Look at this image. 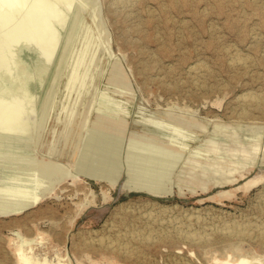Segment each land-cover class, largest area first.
<instances>
[{"label":"rangeland","instance_id":"rangeland-1","mask_svg":"<svg viewBox=\"0 0 264 264\" xmlns=\"http://www.w3.org/2000/svg\"><path fill=\"white\" fill-rule=\"evenodd\" d=\"M34 1L19 0L8 9L7 0H0V100L29 110L19 120L35 129L28 141L0 142V183L25 186L41 197L19 212L0 213V264H24L23 258L33 264H217L240 257L264 264V0H72L63 25L54 20L43 35L49 40L58 31L41 85L34 43L19 44L27 32L17 33L13 44L6 36ZM3 13H11L5 24ZM74 18L89 31L99 60L89 72L95 86L78 142L70 156L60 157L44 152L36 128ZM111 74L116 99L102 97ZM64 75L52 95L59 107L67 96L61 88L69 87ZM108 106L122 110L114 113L115 143L103 144L92 157L95 115ZM15 117L11 111L2 123ZM173 129L182 142L174 145L173 162L164 167L159 160H135L131 149L145 137ZM26 148L36 162L49 156L85 173L79 180L66 175L35 183L37 177L12 168V160L28 158ZM90 162L111 169L113 185L107 176H90ZM151 169L158 172L148 175ZM142 182L157 184L162 193L142 190Z\"/></svg>","mask_w":264,"mask_h":264},{"label":"bare ground","instance_id":"bare-ground-1","mask_svg":"<svg viewBox=\"0 0 264 264\" xmlns=\"http://www.w3.org/2000/svg\"><path fill=\"white\" fill-rule=\"evenodd\" d=\"M18 1L19 0H7L6 5L12 6V5H15V3ZM20 1H22V0H20ZM71 2H72V0H35L33 5H32V8L28 12L23 14V16H22L23 22H21V24L14 25V27L11 29V31H9V32L6 31V32H8L6 34V36H8V38L10 39L9 41L11 44L16 42L15 36L17 33L21 32V31L27 32V33L24 32L27 35V38H25L23 41L21 40V42L19 44L24 45L29 40H32V42L34 43L33 53H35L34 55L36 58L35 59V69H36V74H37V83H39V85H41V83H42V80H43V77H44L45 72L47 70L51 56L54 53L55 47L57 45L58 31H54L52 34H49V36H47L49 40H46L43 37V35H46L49 32V26L51 25L52 21H54V20L57 21L56 24H59L60 27L63 25L64 16L62 18V14H63V12H65V14H66L67 11H64V10H66V8H70ZM119 2H122V1H119ZM19 6H21V5H19ZM1 7H2V5H1ZM12 8H13V6L8 8V9H12ZM15 9L17 10V8H15ZM24 9H25V6H24ZM4 11L5 10L3 8V12ZM22 11H24L23 7H22ZM10 14L7 13L5 16L2 17L1 22L3 24L10 21V17H11ZM1 15H2V12H1ZM93 17H94V15H93ZM79 20H82V19H80V16H79ZM65 24L66 23L64 22V25ZM77 26H78V29L76 28ZM69 27L71 28L70 33L67 34L66 41H65V43H63L65 45H64L63 50L61 51V54H60V57L58 60V65L55 68V71L53 73L52 84L49 87V89L47 90L46 95H45L43 111H42V113H43L42 123L38 128H36V130H37L36 140L39 141L40 138L42 139V143H43L42 148L45 150L44 152H46L49 155L51 154V155L60 156V157L70 156V154L73 151V148L75 147V145L78 142V139L80 136H78V134H77V128L79 127V123H81V121L84 120V118L88 115V109L89 108H88V102H86V101L88 100L87 98H89V96H90L88 93L92 92L94 90V86H95L94 81L89 76V74H90L89 72H93L94 67L97 65L98 60H99V55L96 51V47L92 43V40L90 39V36L88 34L89 31L86 30V28L83 24V21H81V23H80L77 18H74L72 20L71 26H68V28ZM75 29H77L76 32H75ZM2 49L0 51H2ZM3 51H4V49H3ZM4 55H5V52H4ZM16 66L19 69H21L22 68V62L16 61ZM52 66H53V64H52ZM10 68H11V66H10ZM51 69H53V68H51ZM63 73L65 75H67V77H68V78L66 77L65 81L69 82V85H68L69 87L63 86L61 88L67 93V96L65 98L64 105L59 107V106H57V104H53L52 95H53L54 91L56 90L57 82L59 80L61 82L64 81L63 78H60L61 74L63 75ZM13 77H15V76H13ZM115 78H116V75L111 74L108 84L105 85L107 92L105 90H103L102 97H104L106 99L107 98L111 99L113 97L116 99L119 97L118 96V90L116 89V85H115V82H116ZM80 80H81V83H80L81 85L78 88L76 85L78 84V82H80ZM23 83H24L23 91L25 93H28V89H29L28 87L29 86H28L27 80L23 79ZM65 84H66V82H65ZM18 87H20V86H18ZM13 92H15V91H13ZM75 92H78L80 98L78 96L76 98L77 100H74L75 108L72 109L70 107V104L73 103ZM119 92L122 93V91H119ZM11 95L14 96V94H12V93H11ZM16 96H18V95H16ZM1 97H3V96H1ZM19 99L20 98H18V101H19ZM28 99H29V102H31L32 97L28 98ZM11 100H13V99H11ZM22 103H25L24 100ZM29 104H31V103H29ZM19 106L20 105H17V103L12 104V101L10 103V102H7V100L5 101V99L0 100V142H6L9 144V146H12V144L15 145V142H23L24 140H27V137H30V135H31V137H33L35 134V133L32 134V132H34V130H35L33 126L25 123V121L23 122V120L22 121L19 120L21 111L24 113L25 112L27 113V111H29V110L23 111L22 109L20 111ZM105 109L106 110H99L98 111V114L95 115V122L92 119L94 122V125H92V126H94V129H92V130L93 131L95 130V132L89 137L90 138L89 155L92 157H94L95 155H98V152H101L103 150V147H104V146H102L103 144H106L109 148L112 145H114V143H115V139L113 137V131H114L113 128H117V126H115V125L118 124L117 123L118 120L115 117L114 113L122 112V110H118V109H115L113 107H109V108H105ZM11 111L16 112V117L14 118V121L12 120L13 123H6V124L2 123L3 119L6 117L7 114L9 116V113ZM30 111H33L32 105L30 107ZM53 115H58V118H57L56 122L53 121L54 123H53V125H51L50 122H52ZM47 117H48V122H46ZM32 118H33V116H32ZM8 120H7V122H8ZM175 120L179 121V122H177V121L176 122L178 124L183 125V126H187V127L193 126V124L189 123V121H184V124H183V123H181L182 121L180 122V119H175ZM181 125H178V127ZM42 130H43V132H42ZM180 130H183V129L181 128ZM157 132H158V129H157ZM159 132H160V130H159ZM132 134H134V133H132ZM179 135H181V134L178 133V135H177L176 131L174 130L173 132H171V131L165 132L164 131L162 135L155 134V135L150 136L149 138L145 137V141L141 145L139 144L138 145L139 147L135 146L134 149H131V150H134L133 152L137 151V154L135 156H133L134 155L133 154V155H131V157L132 156L134 158L136 157V158H138V160H142L144 158L145 159L150 158V159H154V160H159V162L161 161L160 163H164L161 166L165 167L167 164H169L168 163L169 161L173 160L172 157H173L174 151L176 150V148H174V145H177V146L180 145L181 146V144H182L181 140L177 137ZM141 138L142 137H140V139ZM129 144L132 145L131 143H129ZM23 151L27 154L28 158L26 157V159H21L20 157H18L16 159L12 160V162H14L12 168H14V169L16 168V169H18V171L28 172L27 175L29 177H32V178L37 177V179L34 180L35 183L43 184L44 181L47 183V181H51L55 177L56 178L58 177L59 180H61L66 175H70V176H72L73 179L79 180V178H80L79 176L80 175L82 176L85 173L84 169L79 170L78 167H76L74 165V163H67V165H65V164L63 165V164H60V162H58L57 160H53L49 156L43 155L42 157H40L39 161L36 162L34 159H31L29 157L32 155L31 150L29 148L23 149ZM18 152H20V151H18ZM142 153L144 156L142 155ZM128 156H129V154H128ZM128 156H127V158H128ZM136 158H135V160H136ZM154 160L153 161L150 160V161H152L154 163L155 162ZM91 162H93V161H91ZM91 162L89 164L85 165L87 171L90 173V176H93L95 179L105 178L107 176L105 180H107L108 182H110L111 185H113L115 179H114V177L113 178L109 177V175H111L110 173L112 172V170L109 169V171H108L107 168H104L106 166L102 165V164H98V165L95 164L93 167V165H91L92 164ZM156 162H158V161H156ZM171 162H173V161H171ZM160 163L158 166H160ZM102 166H104V167H102ZM6 168H8V167H6ZM71 169L75 170L74 174H72L70 172ZM7 170H10V169H7ZM157 172H158L157 169H155V171L153 169H151L147 172V174L150 175V173L152 174V173H157ZM16 174H20V173H16ZM24 177H26V175H24ZM24 177H23V179H24ZM152 179H154V178L152 177ZM156 185L142 182L141 189L145 190L147 192H150V193H154V194L162 193L161 192L162 188H160V186L157 187ZM104 197H106V194H104ZM40 198L41 197L38 196L37 194L31 193V191L28 190L25 186H20L19 184L15 185V183H13V184L0 183V213L19 212L22 209L26 208L27 206L33 205ZM125 246H127V245H125ZM125 255H126V252H125ZM257 259L258 258L256 257L255 260L257 261ZM23 262H24V264H33L28 258H23ZM248 263H249V261L246 258L240 257V258L236 259L235 261L225 260V261L219 262L217 264H248ZM35 264H45V263H35Z\"/></svg>","mask_w":264,"mask_h":264}]
</instances>
